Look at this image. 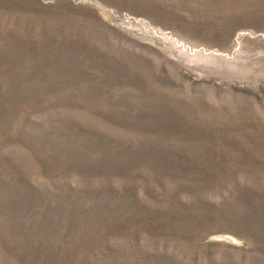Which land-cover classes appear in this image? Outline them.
<instances>
[{"label": "rangeland", "instance_id": "rangeland-1", "mask_svg": "<svg viewBox=\"0 0 264 264\" xmlns=\"http://www.w3.org/2000/svg\"><path fill=\"white\" fill-rule=\"evenodd\" d=\"M0 264H264V0H0Z\"/></svg>", "mask_w": 264, "mask_h": 264}]
</instances>
